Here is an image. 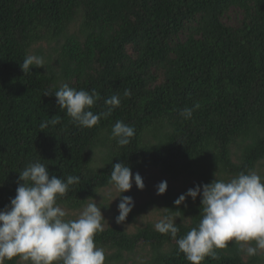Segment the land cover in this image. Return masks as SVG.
Masks as SVG:
<instances>
[{
    "label": "trees",
    "instance_id": "1",
    "mask_svg": "<svg viewBox=\"0 0 264 264\" xmlns=\"http://www.w3.org/2000/svg\"><path fill=\"white\" fill-rule=\"evenodd\" d=\"M28 55L42 56L44 68L24 75ZM64 84L95 89L94 114L112 95L121 104L96 126L79 127L52 95ZM184 108H193L191 118L179 115ZM52 117L60 123L40 127ZM117 120L135 129L126 146L110 138ZM34 162L50 176L79 177L57 200L71 211L113 187L116 163L133 174L195 179L191 188L214 173L225 181L250 170L264 177V0H0V210ZM180 195L169 189L161 198L171 210L165 215L177 218L176 239L200 212L199 196L177 208ZM142 210L132 209L123 223ZM94 242L105 264H189L176 240L152 223L133 233L106 227ZM244 255L228 242L201 264L262 263L261 255Z\"/></svg>",
    "mask_w": 264,
    "mask_h": 264
},
{
    "label": "clouds",
    "instance_id": "2",
    "mask_svg": "<svg viewBox=\"0 0 264 264\" xmlns=\"http://www.w3.org/2000/svg\"><path fill=\"white\" fill-rule=\"evenodd\" d=\"M44 66L45 59L37 55L26 56L20 64L24 75L33 67ZM52 95L57 106L66 110L75 124L88 129L96 126L102 117L110 116L121 104L120 96L112 95L104 101L106 110L94 114L90 109L99 99L95 89L77 91L64 84ZM123 95L130 97L131 90L126 89ZM192 112L193 108H184L179 115L189 119ZM58 123L60 119L52 117L40 127ZM134 135L133 126L117 120L110 138L126 146ZM77 183L79 177L74 175L66 179L50 176L48 167L40 162L29 163L19 173L15 197L0 210V264L17 257L30 264H105V250L94 242L106 222L101 207L88 198L77 218L66 219V210L57 203L58 198ZM109 183L120 193L115 222L122 224L132 211L134 201L121 194L128 192L133 183L142 191L143 179L124 163H116L112 166ZM166 189L167 181H161L156 185V195H163ZM198 196L199 222L184 236L176 239L179 227L175 223L177 218L172 215L162 216L154 225L157 232L170 234L176 240L178 251L189 264H201L206 257L217 258V250L227 248L230 241L250 257L264 250V177L250 170L225 181L217 179L214 173L210 183L188 189L174 205L178 208L186 198L195 201Z\"/></svg>",
    "mask_w": 264,
    "mask_h": 264
},
{
    "label": "rangeland",
    "instance_id": "3",
    "mask_svg": "<svg viewBox=\"0 0 264 264\" xmlns=\"http://www.w3.org/2000/svg\"><path fill=\"white\" fill-rule=\"evenodd\" d=\"M43 52L45 54L48 53L47 46H42ZM135 174V173H134ZM143 179L144 188L142 191L137 190L135 184L133 183L132 188L125 193H122L121 196H130L134 201L133 209L139 210V208H143L142 212L136 216V219L132 223H122L117 224L115 222L116 216H118L117 205L119 203V195L120 193L114 188L110 187L105 190H102L99 193V196L94 201L101 207L102 215L105 219L104 228L110 226H123L127 229L128 232H134L137 227H140L146 223H152L154 226L155 223L159 221V219L165 215V210L161 203L162 195H156V185H158L161 181H167V190L171 189L179 194H184L190 189L196 182L195 179L183 182V180H179L174 182L169 178L162 177L158 174L157 171L152 172H144L139 173ZM165 192V193H166ZM118 197V198H116ZM116 198V199H115ZM65 209V208H64ZM67 212L66 219H75L79 216L80 212L83 210L71 211L65 209ZM232 242V241H230ZM262 257V263L264 264V250H260L257 253ZM247 255H244L246 258ZM19 264H25L21 262Z\"/></svg>",
    "mask_w": 264,
    "mask_h": 264
}]
</instances>
